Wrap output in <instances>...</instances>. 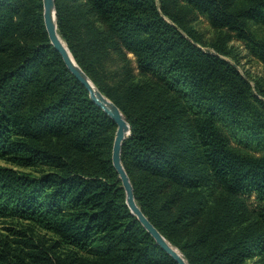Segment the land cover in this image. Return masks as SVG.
Wrapping results in <instances>:
<instances>
[{
    "label": "trees",
    "instance_id": "obj_1",
    "mask_svg": "<svg viewBox=\"0 0 264 264\" xmlns=\"http://www.w3.org/2000/svg\"><path fill=\"white\" fill-rule=\"evenodd\" d=\"M85 1L137 54L142 70L173 93L160 100L141 83L113 82L114 36L89 34L80 10L56 0L60 34L130 122L122 158L145 214L190 264H240L264 254L263 230L221 235L230 212L189 226L202 200L186 198L187 190L220 184L264 203V151L232 143L264 150V88L258 86L260 96L220 55L230 53L225 45L215 44L217 53L199 46L175 9L186 2L264 60V38L253 29L264 24V0ZM0 47L9 51V60H0V159L7 162H0V222L10 217L30 226L14 240L0 235V264H58L37 246V230L70 249L64 264H179L128 205L112 158L117 124L51 43L43 0H0Z\"/></svg>",
    "mask_w": 264,
    "mask_h": 264
},
{
    "label": "rangeland",
    "instance_id": "obj_2",
    "mask_svg": "<svg viewBox=\"0 0 264 264\" xmlns=\"http://www.w3.org/2000/svg\"><path fill=\"white\" fill-rule=\"evenodd\" d=\"M67 1L75 6L76 9L80 10L81 16L83 17L82 20L89 34H94L96 31L100 32L102 30L110 32L105 21L93 11V8L85 0ZM158 4L160 5V0H158ZM175 9L179 16L184 17V21L188 27L195 30L200 37V40H195L199 46L215 53L218 52L215 44H223L230 49L229 54L220 53V55L235 63L245 76L251 80L254 90L260 94L258 86L264 88V60L255 56L250 48L247 47L246 42L237 37L235 31L230 30L228 27H219L212 24L205 14L187 5L186 2H180L178 7L175 6ZM166 17L173 21L170 17ZM179 27L189 35L181 26ZM253 29L260 37L264 38V24H255L253 25ZM110 35L114 36L115 42L118 43L115 45L113 43L114 47L110 65L111 68L119 72L118 77L113 79V82L141 83L144 85V92L148 97L158 96L160 100L172 98L173 93L167 90L164 81L157 75L142 70L137 54L129 49L114 32H110ZM0 60H9V51L3 50L1 47ZM260 96L262 95L260 94ZM183 120L185 124H188L185 117ZM232 143L234 147L247 153L260 154L264 151L259 149L255 144L253 146H246L245 143H241L238 140H233ZM0 162L7 163L1 159ZM183 195L186 198L202 200L198 204V212L189 220V223H191L189 226L191 228L199 224L209 223L211 218L219 213L227 215L226 213L230 212L228 213L230 216L227 219L229 226L221 233V235H225L224 238L233 237L240 227H253V229L256 227L258 230L264 231V203L260 202L254 193H233L226 190L222 185L216 184L215 186L207 185L196 191L187 190ZM29 227L28 220L10 217L2 218L0 222V235L5 237L9 234L10 240H12L16 236H19L18 233H21ZM37 233L39 235L34 236L35 240H31H34L39 248L47 251L48 255L53 257L55 262L64 264L66 262V255L68 256L71 253L70 249L67 246H54L53 243H55L56 236L52 232L47 233L45 230H37ZM39 236L45 239V241L38 240ZM12 243L15 244L14 242ZM240 264H264V254L247 257Z\"/></svg>",
    "mask_w": 264,
    "mask_h": 264
},
{
    "label": "water",
    "instance_id": "obj_3",
    "mask_svg": "<svg viewBox=\"0 0 264 264\" xmlns=\"http://www.w3.org/2000/svg\"><path fill=\"white\" fill-rule=\"evenodd\" d=\"M43 6L44 21L51 43L61 53L72 73L86 85V87L90 91L91 98L99 106H101L117 124L112 158L114 166L116 167L119 176L122 179L123 186L127 195L128 205L130 206L132 212L147 228V230L155 237L157 242L165 250H167L179 264H190L187 258L184 256L183 252L177 246L171 243L167 239V237L157 228V226H155V224L150 220L147 214H145L141 205L136 199L134 184L122 158L124 140L131 133L130 122L126 118L119 105L105 93H103L97 86V84L92 80V78L87 74V72L81 67L72 51L70 50L67 42L61 36L58 30L56 0H43Z\"/></svg>",
    "mask_w": 264,
    "mask_h": 264
}]
</instances>
